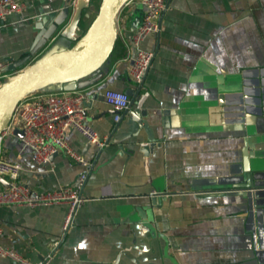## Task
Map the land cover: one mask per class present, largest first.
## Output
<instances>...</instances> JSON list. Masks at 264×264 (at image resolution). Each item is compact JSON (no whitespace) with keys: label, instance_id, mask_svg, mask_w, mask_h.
I'll return each mask as SVG.
<instances>
[{"label":"crops","instance_id":"0c3cea01","mask_svg":"<svg viewBox=\"0 0 264 264\" xmlns=\"http://www.w3.org/2000/svg\"><path fill=\"white\" fill-rule=\"evenodd\" d=\"M20 1L23 11L0 22L3 63L27 52L34 18L60 3ZM140 1L122 9L100 67L39 91H81L85 122L99 136L112 137L98 153L77 133L66 137L92 164L71 225L61 236L65 204L0 206V246L30 263L59 241L47 264H264V193L251 199L223 193L243 184L247 168L264 172V161L246 159V153L264 150V0H168L159 33L140 45L154 57L135 87L127 69L131 37L142 19ZM125 89L133 92L129 111L139 114L140 127L129 111L114 126V111L103 102L105 90ZM219 95L223 123L214 113ZM239 107L242 123L235 119ZM12 139L1 156L20 165L18 183L36 191L74 184L81 169L63 154L36 166ZM0 264L17 263L0 258Z\"/></svg>","mask_w":264,"mask_h":264},{"label":"built area","instance_id":"2783aa9c","mask_svg":"<svg viewBox=\"0 0 264 264\" xmlns=\"http://www.w3.org/2000/svg\"><path fill=\"white\" fill-rule=\"evenodd\" d=\"M132 0H127L115 17V24L122 9ZM73 5V2H71ZM142 19L140 26L133 33L130 46L134 55L127 69L128 76L135 87H140L149 70L154 53L141 49L140 45L148 35L158 34L159 17L168 10L165 0H141ZM23 4L20 0H0V22L4 23L12 14L21 13ZM116 29V28H115ZM116 32V31H115ZM44 52V49L31 57L23 66L28 67ZM7 64L0 62V86L2 79L10 78L17 71L3 72ZM103 102L114 111L112 122L118 124L123 115L130 109V98L122 91L105 90ZM84 94L81 91L70 93H41L33 91L21 98L14 106L10 117L0 132V145L4 139L13 138L14 130L22 133L19 139L22 146L29 151V157L36 166L50 165V159L57 153L63 154L71 163L78 166L81 172L71 186L59 187L54 191L31 190L17 182L21 167L18 163L5 159L0 154V206H23L33 208L65 204L67 210L61 223V236L73 221L74 214L84 202L81 196L87 175L92 168L91 162L73 151L66 143V137L74 132L100 152L111 143V135L99 136L84 117ZM1 234V231H0ZM59 241L51 244L49 253L37 263H30L12 249L0 246V258L17 264H47Z\"/></svg>","mask_w":264,"mask_h":264},{"label":"water","instance_id":"95a60500","mask_svg":"<svg viewBox=\"0 0 264 264\" xmlns=\"http://www.w3.org/2000/svg\"><path fill=\"white\" fill-rule=\"evenodd\" d=\"M127 0H99L95 16L87 32L80 38L75 39V31L85 18V12L92 5L93 0H60L57 9H50L40 13L34 18L32 29L34 36L27 52L17 60L8 59L3 72L17 71L12 77L6 79L0 86V132L6 124L15 104L25 95L38 90L41 87L56 83L75 81L96 70L105 61L111 49L115 37V17ZM166 2L168 0H165ZM73 2V5H71ZM56 43H68L69 48L58 51L48 49ZM48 50L28 67H23L27 61L41 50ZM133 103V92L130 89L123 91ZM218 108L214 113H219V121L223 123L225 110L222 108L223 101L218 96ZM246 112L260 113L249 108ZM243 110L239 107L236 120L244 122ZM261 114V113H260ZM132 122L140 127L141 118L134 111H129ZM217 116V115H215ZM264 116V114H263ZM11 144L20 139L22 133L14 130ZM119 143V142H118ZM261 151V152H260ZM257 152V151H256ZM254 152V156L263 159L264 150L260 154ZM252 155L246 153V159ZM259 162H256V165ZM259 167H250L244 170L243 184L240 187H232L223 193L240 192L244 196L255 198L264 193V172ZM150 204H155V198H150ZM251 206V200L248 206Z\"/></svg>","mask_w":264,"mask_h":264},{"label":"rangeland","instance_id":"374dc122","mask_svg":"<svg viewBox=\"0 0 264 264\" xmlns=\"http://www.w3.org/2000/svg\"><path fill=\"white\" fill-rule=\"evenodd\" d=\"M99 1V0H98ZM99 3V2H98ZM97 9V8H96ZM95 13H96V10L90 15V16H88L87 18H84L83 20H82V22H81V24H80V26L78 27V29L75 31V34H74V37H75V39H78V38H80V37H82L86 32H87V30L89 29V26H90V24H91V22H92V20H93V18H94V16H95ZM70 46H68V48H69ZM48 50H45L41 55H40V57L41 56H43L46 52H47ZM53 51H58V50H53ZM6 81V78H4V79H2V83H4ZM46 87H50V86H44V87H41V88H39L38 90H35V92L36 91H40V90H42V89H44V88H46ZM9 141H10V139H4V141H2V143H1V145H0V154H1V152L2 151H4V150H7V144H9ZM261 152V151H260ZM260 152L259 151H257L256 153L257 154H260ZM250 154L252 155L251 156V158H250V160H253V164L255 165L256 164V162H261L260 160H263V159H259V158H257V157H255L254 156V154L253 153H251L250 152Z\"/></svg>","mask_w":264,"mask_h":264}]
</instances>
